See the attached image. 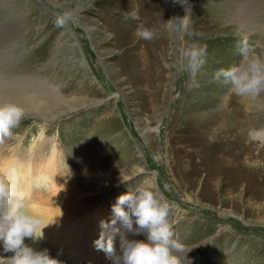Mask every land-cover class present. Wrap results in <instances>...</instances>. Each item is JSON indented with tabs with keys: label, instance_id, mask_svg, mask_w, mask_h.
I'll list each match as a JSON object with an SVG mask.
<instances>
[{
	"label": "rangeland",
	"instance_id": "rangeland-1",
	"mask_svg": "<svg viewBox=\"0 0 264 264\" xmlns=\"http://www.w3.org/2000/svg\"><path fill=\"white\" fill-rule=\"evenodd\" d=\"M181 2L185 5L174 0H134L133 5L130 0H0V97L28 99L30 107L8 144L17 148L14 135L22 136L18 152L23 154L39 139L43 125L45 136L58 146L81 148L80 161L87 162L90 153L101 167L77 179L83 192L101 188L110 198L150 185L169 204L170 222L190 249L191 264H264V207L259 209L264 173L256 169L251 175L246 164L239 169L235 152L243 127L246 135L264 127V93L242 100L215 78L219 69L240 62L238 47L245 41L264 57V0ZM186 14V31L178 20L169 27V20ZM65 15L69 19L58 25L57 18ZM141 26L154 32L153 39L135 36ZM193 46L204 49L196 70L183 57ZM83 55L84 67L73 60ZM25 70L46 77L68 103L39 92L36 99L30 97L33 82L13 76ZM56 114L61 116L51 118ZM215 115L226 122L210 123ZM246 135L248 153L253 145L264 153V144ZM200 137L215 149L228 146V180L212 184L204 172L196 183L186 180L184 156ZM242 148L238 151L245 157ZM261 160L264 165L262 153ZM187 161L191 169L194 160ZM135 236L146 241L144 234Z\"/></svg>",
	"mask_w": 264,
	"mask_h": 264
},
{
	"label": "bare ground",
	"instance_id": "bare-ground-1",
	"mask_svg": "<svg viewBox=\"0 0 264 264\" xmlns=\"http://www.w3.org/2000/svg\"><path fill=\"white\" fill-rule=\"evenodd\" d=\"M130 3L133 5L134 0H130ZM126 33L128 32L126 31ZM73 60L77 62L79 66L84 67V64L88 65L84 55L83 57H78ZM39 71L41 70L39 69ZM13 76L21 81L24 80L33 82V87L27 92L30 97L36 99L37 95H39L37 92H39L40 95H49L54 99L64 102V104L68 103L67 98L63 96V94L61 95L59 93L57 86H50L48 84L50 81L42 74L39 76L35 72L25 70L22 72H15L13 73ZM79 80L82 84H84V79L82 77H80ZM2 94L4 95V92H2ZM27 100L28 99H25L24 101L22 99V102H9V97H5L4 95V97H0V105L8 103L16 104L24 108V113H28L26 108L30 110V107H28L29 105ZM32 109L33 110L31 111L37 113V108ZM107 111L108 110L106 109V112ZM110 111L113 112L112 109ZM43 116H45L46 120L51 117L47 115ZM59 116L61 115L56 114L51 118H57ZM216 120H218L220 124H224L226 122L222 115L210 117L209 122L211 123ZM44 128L45 127L43 125L40 127L41 133L39 135V139H35L23 154L18 152L20 151L18 150L19 147L23 143V138L20 135H14L17 148L11 149L8 144V139L4 144L0 145V166L7 167L11 165L17 170L20 176V188L28 203L29 210L33 214L41 217L45 223H50L43 229L44 238L35 243L32 241L30 246L32 245L33 249L39 248L41 251L47 249L50 256L60 260L62 264H84V262L87 264H113V260L109 259L103 251H97L95 249L93 242L99 238V234L101 232L100 222L102 220L110 222L112 219V205L115 204V198H118L120 195H113L110 198H106L107 191H104L101 188L83 192L80 186L83 182L78 181L77 179H86L87 176L91 175L95 168L98 167L96 170H100L101 167L98 165L95 166L93 162L95 159L90 158V153L86 155L88 158L87 162L80 161V157L83 156L81 148L72 149L63 144L58 146V143L54 142V138L50 139L45 136ZM240 132L246 135L244 127ZM107 134L108 133L105 135ZM206 135L210 136L208 131H206ZM244 135L239 137L238 143L235 145L236 156L239 155V157H237L239 160L238 168L241 169L240 164H246L244 170L252 173L251 175L256 176L254 172L256 169L262 170L264 173V165L260 164V162H262L261 153L264 157V153L262 152L263 150L253 145L255 153H248L251 151V147L246 145L249 143H245L246 138ZM196 137L197 135L192 138L195 139ZM203 139L204 137H200L196 142L197 144L191 146L184 156L186 159L184 161L185 166L183 171L186 173V180L188 181L193 179V183H196L203 175V172L206 175V179L208 181L210 180L212 184H215L214 182L228 180V172L232 169V167L228 164V146L221 144L220 147L215 149L213 145L204 143ZM218 143L219 142H217V144ZM240 145L243 146L242 150L246 153L245 157H242L243 155H240L238 151ZM122 146L124 147V144H122ZM177 150H179L176 152L177 155L182 157L184 151H181L179 148ZM118 151L120 150L118 149ZM35 152L37 153L35 154ZM116 153L118 154V152ZM169 154L171 155V153ZM189 159L194 160L191 169L187 165V160ZM168 163L170 164V162ZM101 165L103 166V163H101ZM104 165L109 166L107 163ZM120 181H122V179L116 181V183H121ZM188 187H190V185H188ZM202 192L203 189L201 190V193ZM263 207L264 205H261L259 206V209H262ZM134 236V234L131 235V232L125 231L126 239L131 240ZM28 240L29 238H25V244L27 245L29 243ZM120 242V236L117 235L115 238L117 255L120 254ZM12 255V252H4L3 246L0 244V257L9 258Z\"/></svg>",
	"mask_w": 264,
	"mask_h": 264
},
{
	"label": "clouds",
	"instance_id": "clouds-1",
	"mask_svg": "<svg viewBox=\"0 0 264 264\" xmlns=\"http://www.w3.org/2000/svg\"><path fill=\"white\" fill-rule=\"evenodd\" d=\"M180 3L181 0H174ZM187 2V0H186ZM133 18L135 14L133 13ZM69 17H58L63 25ZM186 31L190 18L186 14L168 21L172 27L175 21ZM135 36L151 40L154 32L143 26ZM240 62L228 68L219 69L215 78L227 85L231 94L242 100L255 99L264 93V57L255 54L247 42L238 47ZM204 49L189 47L183 51L187 66L193 70L203 64ZM24 117V110L16 104L0 105V145L10 139ZM248 139L264 144V127L250 129ZM112 219L101 221L99 238L93 244L97 251H103L113 264H191L187 259L184 244L179 241L170 222V206L159 198L150 185L139 186L121 194L112 205ZM50 223L29 210L20 188V176L11 165L0 166V244L4 252H12L9 258L0 257V264H62L50 256L47 249L36 251L25 244V238L33 243L44 238L43 229ZM135 225V227H134ZM125 231L134 235L144 234L145 240L126 239ZM120 236V254L117 255L115 238Z\"/></svg>",
	"mask_w": 264,
	"mask_h": 264
}]
</instances>
